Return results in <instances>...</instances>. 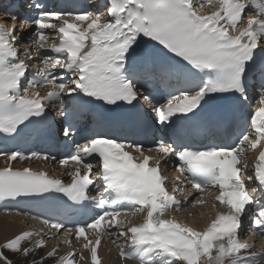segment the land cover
Listing matches in <instances>:
<instances>
[{
	"label": "snow or ice",
	"instance_id": "6c2138e0",
	"mask_svg": "<svg viewBox=\"0 0 264 264\" xmlns=\"http://www.w3.org/2000/svg\"><path fill=\"white\" fill-rule=\"evenodd\" d=\"M7 12L11 26L0 24V136L20 135L51 106L69 146L58 163L73 167L65 182L44 170L11 167L13 161H57L51 151L0 150L8 164L0 168V202L62 197L66 207L95 214L66 222L35 213L55 233L21 230L0 243V264H102L104 237L117 245L126 237L119 255L139 264H264V244L257 249L241 239L246 216L249 232L264 237V147L251 170L247 163V154L264 144V0H94L80 9L37 0L26 10L10 4ZM33 61L41 65L35 71ZM256 73L260 91L252 107ZM162 77L175 83L158 98L145 85ZM141 98L155 113L152 124L143 118ZM210 105L218 111L201 128L212 143L165 132ZM92 107L126 115L106 125L116 127L114 133L90 131L84 120ZM133 125L159 126L162 134L153 141L158 156L124 134ZM173 158L180 175L170 181L161 165ZM188 203L209 205L203 229L172 215ZM129 210L143 219L133 223ZM48 240L57 243L44 251ZM61 245L68 251L58 256ZM33 254L38 258L29 259Z\"/></svg>",
	"mask_w": 264,
	"mask_h": 264
},
{
	"label": "bare ground",
	"instance_id": "6f19581e",
	"mask_svg": "<svg viewBox=\"0 0 264 264\" xmlns=\"http://www.w3.org/2000/svg\"><path fill=\"white\" fill-rule=\"evenodd\" d=\"M198 214L195 216V218L192 219V220L194 219H197V220L195 221L191 220V223L189 225L197 226V224L202 223V218L197 217V216H200ZM24 229H26V222L24 221L23 217H18V216L16 217V216L6 215V214L0 215V243L5 242L7 238H11L13 235L19 233L21 230H24ZM106 248L107 247L101 250V255L103 257L104 264H119L117 260H115L114 257H112L111 254L105 253ZM44 251H47V250H44ZM34 257L38 258L36 254H33V256H30L29 259H32ZM52 263H53V260H48L46 262V264H52ZM124 264H137V263L128 262Z\"/></svg>",
	"mask_w": 264,
	"mask_h": 264
},
{
	"label": "rangeland",
	"instance_id": "374dc122",
	"mask_svg": "<svg viewBox=\"0 0 264 264\" xmlns=\"http://www.w3.org/2000/svg\"><path fill=\"white\" fill-rule=\"evenodd\" d=\"M196 210H198V213H199V214L197 213ZM196 210H195V212L193 213V216H194V215L196 216L197 214L200 215V212H201V211L203 212V210H202L201 208L196 209ZM195 216H194L193 218H195ZM197 217H200V216H197ZM193 218H192V219H193ZM195 220H197V219H194V220H192V221H195Z\"/></svg>",
	"mask_w": 264,
	"mask_h": 264
}]
</instances>
